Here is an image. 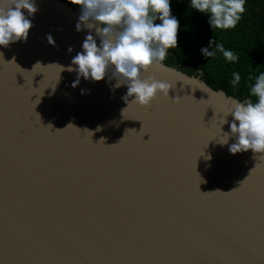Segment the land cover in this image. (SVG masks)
<instances>
[{
    "label": "water",
    "instance_id": "obj_1",
    "mask_svg": "<svg viewBox=\"0 0 264 264\" xmlns=\"http://www.w3.org/2000/svg\"><path fill=\"white\" fill-rule=\"evenodd\" d=\"M33 2L27 40L0 47V264H264V154L219 142L243 101L164 63L147 108L110 73L73 87L95 28Z\"/></svg>",
    "mask_w": 264,
    "mask_h": 264
},
{
    "label": "clouds",
    "instance_id": "obj_2",
    "mask_svg": "<svg viewBox=\"0 0 264 264\" xmlns=\"http://www.w3.org/2000/svg\"><path fill=\"white\" fill-rule=\"evenodd\" d=\"M69 2L81 9L76 30L80 31L82 25L87 29L95 28L100 39L98 46L93 35L88 34L83 41L82 52L72 59V66L67 70L77 73L73 87L81 77L99 82L110 73L111 78L117 81L115 87H127V93L122 98L127 108L130 105L147 108L158 94L168 98L172 87L169 83L158 81L154 76L142 78V73L148 72L153 65L162 64L168 56V50L177 47L179 22L171 15L170 0ZM245 4L246 0H191L190 7L207 14L212 29L230 30L235 29L240 22L246 11ZM36 11L33 0H0V47L26 41L32 24L24 12L31 16ZM156 20L160 23H155ZM47 39L49 44L54 43L51 36ZM213 44L215 47L212 51L201 49L205 57H214L220 53L226 61H237L238 57L226 50L223 44L210 40L209 45ZM68 51L71 52L72 49L69 48ZM249 79L253 78L249 76ZM240 81V74L234 72L232 86L235 87ZM250 96L255 97L256 101L249 99L237 102L227 114H231L233 118L230 131L223 133L219 142L227 144L230 137L234 138L235 142L229 145L231 154L248 150L254 154H264V72L255 77L250 86ZM129 97H134L130 103ZM174 100L178 101L180 98ZM225 122L223 120L222 124ZM70 126L72 127H68ZM101 141L104 143L103 139Z\"/></svg>",
    "mask_w": 264,
    "mask_h": 264
},
{
    "label": "trees",
    "instance_id": "obj_3",
    "mask_svg": "<svg viewBox=\"0 0 264 264\" xmlns=\"http://www.w3.org/2000/svg\"><path fill=\"white\" fill-rule=\"evenodd\" d=\"M71 8L80 9L69 0H63ZM191 0H170L171 15L179 22L176 49H169L168 56L162 62L178 70L196 76L203 72V80L214 90H223L227 95L244 101L250 96V86L261 72H264V0H246V11L235 29H212L208 15L190 7ZM155 23H160L156 20ZM223 44L232 51L237 61H226L222 54L205 57L201 49L214 50L209 41ZM237 72L241 81L232 86V74ZM249 76L253 79L250 80Z\"/></svg>",
    "mask_w": 264,
    "mask_h": 264
}]
</instances>
